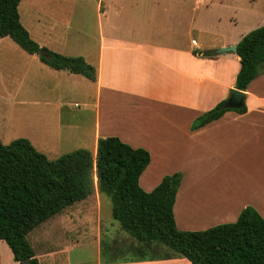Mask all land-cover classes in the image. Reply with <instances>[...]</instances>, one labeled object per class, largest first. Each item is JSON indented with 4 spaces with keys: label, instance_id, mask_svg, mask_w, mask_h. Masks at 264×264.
<instances>
[{
    "label": "crops",
    "instance_id": "crops-1",
    "mask_svg": "<svg viewBox=\"0 0 264 264\" xmlns=\"http://www.w3.org/2000/svg\"><path fill=\"white\" fill-rule=\"evenodd\" d=\"M97 1L98 35L94 45L88 46L78 33L72 41L65 37L62 51L54 49L51 43H41V46L65 56H82L96 68V81L80 74L55 70V77L61 82L58 93L78 90L86 94L88 89L92 91L89 99L93 100V107L87 111L93 116L96 150L98 139L109 137L112 135L108 132L109 128L119 126L125 130L116 137L134 148L142 147L149 151L151 163L147 171L153 166V159H158L161 160L158 164L161 167L177 166L167 174L183 173L185 170L188 173L186 167H178L180 161L194 153L199 137H207L210 130L225 123L230 126L234 124L236 139L244 138L264 159V72L244 91L246 112L228 111L220 119L200 129H192L199 113L213 109L230 97L241 69L240 57L235 52L204 54L202 51L236 47L245 35L264 26V8L256 7L253 0L242 4L239 10V7L229 6V12L226 11L228 8H221L225 10V16L210 18L215 30L207 31L197 28L201 14L197 12V5L203 6L207 0ZM208 9L207 17L210 13ZM76 11L71 7V17L78 15ZM70 19L64 23L67 28L72 25ZM238 20L240 25H246L244 28L253 27L240 35ZM49 31L48 28L44 30L45 33ZM193 32L211 39V45H201L194 39L188 41L189 34ZM96 150L92 153L95 154ZM189 163L193 171L195 161L189 159ZM235 189L232 186L226 189L221 197L224 198L222 206L232 205L226 201L234 199L235 195L228 193ZM144 190L150 192L153 189ZM257 192L262 199L246 198L241 207L252 206L264 217V190ZM87 199L90 201L82 208L77 206L78 202L61 213L69 214L72 208L75 212L87 211L90 205L95 208L96 227L91 252L89 247L60 246L50 234L45 236L46 240L40 247L34 245L35 241H31L29 234L28 240L39 264H191L186 258H164L162 250L155 252L153 259L148 260L121 257L122 251L135 241L121 230L117 221L118 224L112 222V205L106 213L104 207L107 200L104 195L97 191ZM177 200L178 197L174 215ZM233 206L239 207L238 204ZM175 220L177 223L176 217ZM64 226L61 229L66 238L72 228L66 230ZM103 240L108 242L104 251L108 253L109 250L112 255L108 261L103 259ZM4 243V240H0V264H20ZM113 258L118 261L108 263Z\"/></svg>",
    "mask_w": 264,
    "mask_h": 264
},
{
    "label": "trees",
    "instance_id": "trees-1",
    "mask_svg": "<svg viewBox=\"0 0 264 264\" xmlns=\"http://www.w3.org/2000/svg\"><path fill=\"white\" fill-rule=\"evenodd\" d=\"M21 1L0 0V38L9 37L54 70L96 81V68L83 57L53 52L30 37L20 21ZM235 53L241 62L235 88L246 91L264 72V26L245 35ZM225 102L199 116L192 129H200L228 111L246 112L245 104L228 109ZM150 163L148 150L134 148L116 136L99 138L95 154L78 149L55 160L37 151L28 139L19 138L8 145L0 140V240L7 243L15 261L24 264L30 259L31 264H39L29 234L98 191L110 199L113 219L135 241L122 251L132 259H153V254L162 250L164 258H186L191 264H264V217L254 207L244 208L232 223L202 231L181 230L174 206L183 174L167 175L147 192L140 178ZM106 245L103 240V259L108 261L112 255L104 251ZM117 261L113 258L108 263Z\"/></svg>",
    "mask_w": 264,
    "mask_h": 264
},
{
    "label": "rangeland",
    "instance_id": "rangeland-1",
    "mask_svg": "<svg viewBox=\"0 0 264 264\" xmlns=\"http://www.w3.org/2000/svg\"><path fill=\"white\" fill-rule=\"evenodd\" d=\"M108 1L105 0V3ZM247 2L248 0H207L205 5H197L198 14L201 12L197 28L215 30L210 24V18L225 16L223 13L225 10L221 8H228L226 11H229L231 7H239V10L243 7L241 5ZM253 3L256 7L264 8V0H253ZM71 7L74 12L77 10V16L71 17L69 12ZM97 7V0H22L19 4V14L22 25L33 40L40 46L43 45L42 42L51 43L54 49L62 51L65 37L72 41L76 33L88 46L94 45L98 35ZM207 9L210 10L209 17ZM69 19L72 20L70 21L72 25L67 28L64 23ZM238 24L240 35L250 27L244 28L246 25H240L239 20ZM45 28H48L50 33H45ZM191 39L201 45L212 43L211 39L201 37L195 32L189 34L188 41ZM214 49L202 52L216 54L218 50L224 48ZM67 51L79 53L76 50ZM55 74V70L43 63L37 55L28 54L9 37L0 38L1 142L8 145L19 138L28 139L37 151L50 160L78 149L95 152L93 116L87 111L93 107V100L89 99L92 91L88 89L86 94L78 90L58 93L61 82ZM206 112L199 113L198 117ZM233 126L234 124L230 126L224 123L221 127L210 130L207 137H199L194 153L178 164V167L184 166L188 170V173L186 170L181 172L183 180L175 207L177 225L185 231H202L216 225L235 222L247 207H241L246 198L262 199L257 191L264 190V159L253 149L251 143L245 142L244 138L236 139ZM124 130L119 126H113L109 128L108 132L112 134L109 137ZM189 159L195 161L193 171ZM160 162L161 160L153 159V166L142 175L140 183L144 189H154L165 176L171 175L167 174L169 170L177 167L175 165L161 167L158 165ZM229 186L236 188L228 193L235 197L226 201L232 205L224 207L222 206L224 198L221 197ZM104 198L107 200L104 207L107 213L111 202L107 196L104 195ZM89 201L90 199H87L77 206L82 208ZM236 204L239 207L233 206ZM238 208L239 215L238 213L234 215ZM224 209L227 212H222ZM233 211L234 213H230ZM69 212L59 213L35 228L29 237L31 241H35L34 245L42 247L46 240L45 236L50 234L53 241L60 246L89 247L91 252L93 243L91 241L96 227L95 208L90 205L87 211L75 212L72 208ZM111 220L116 223L112 217ZM63 224L66 230L72 228L66 238L61 229ZM4 244L10 250L8 245ZM121 257L130 256L121 253Z\"/></svg>",
    "mask_w": 264,
    "mask_h": 264
},
{
    "label": "water",
    "instance_id": "water-1",
    "mask_svg": "<svg viewBox=\"0 0 264 264\" xmlns=\"http://www.w3.org/2000/svg\"><path fill=\"white\" fill-rule=\"evenodd\" d=\"M235 52L236 47L231 46L228 48H224L222 50H218L217 53H223V52ZM40 55L45 56L44 52H40ZM244 100H245V93L244 91H240L238 89H233L231 90V95L230 97L226 100L224 104V108L228 109H239L244 105ZM24 264H31L30 259H26L23 262Z\"/></svg>",
    "mask_w": 264,
    "mask_h": 264
},
{
    "label": "built area",
    "instance_id": "built-area-1",
    "mask_svg": "<svg viewBox=\"0 0 264 264\" xmlns=\"http://www.w3.org/2000/svg\"><path fill=\"white\" fill-rule=\"evenodd\" d=\"M193 44H196L195 41H193Z\"/></svg>",
    "mask_w": 264,
    "mask_h": 264
},
{
    "label": "bare ground",
    "instance_id": "bare-ground-1",
    "mask_svg": "<svg viewBox=\"0 0 264 264\" xmlns=\"http://www.w3.org/2000/svg\"><path fill=\"white\" fill-rule=\"evenodd\" d=\"M190 218V217H189Z\"/></svg>",
    "mask_w": 264,
    "mask_h": 264
}]
</instances>
